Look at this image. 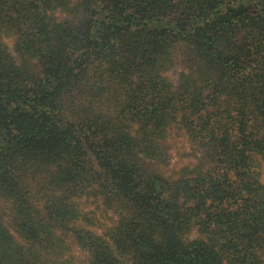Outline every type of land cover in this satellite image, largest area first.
Segmentation results:
<instances>
[{
  "label": "trees",
  "instance_id": "1",
  "mask_svg": "<svg viewBox=\"0 0 264 264\" xmlns=\"http://www.w3.org/2000/svg\"><path fill=\"white\" fill-rule=\"evenodd\" d=\"M0 264H264V0H0Z\"/></svg>",
  "mask_w": 264,
  "mask_h": 264
},
{
  "label": "rangeland",
  "instance_id": "2",
  "mask_svg": "<svg viewBox=\"0 0 264 264\" xmlns=\"http://www.w3.org/2000/svg\"><path fill=\"white\" fill-rule=\"evenodd\" d=\"M8 45L10 46L11 43L8 42ZM169 77L172 80H175L177 76L176 73H170ZM171 146L173 147V159L171 160V168L174 167L175 165L186 163L187 158H185L184 155L188 151L185 148L184 142L182 140L173 139ZM68 259L70 262L81 263L85 261L86 257L78 250H73V252L71 253Z\"/></svg>",
  "mask_w": 264,
  "mask_h": 264
}]
</instances>
